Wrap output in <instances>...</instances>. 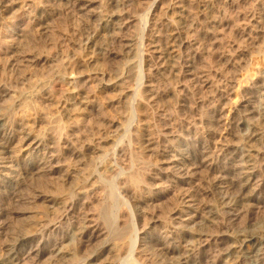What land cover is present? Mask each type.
Here are the masks:
<instances>
[{
	"label": "bare ground",
	"instance_id": "6f19581e",
	"mask_svg": "<svg viewBox=\"0 0 264 264\" xmlns=\"http://www.w3.org/2000/svg\"><path fill=\"white\" fill-rule=\"evenodd\" d=\"M101 3L0 0V264H264V0Z\"/></svg>",
	"mask_w": 264,
	"mask_h": 264
},
{
	"label": "rangeland",
	"instance_id": "374dc122",
	"mask_svg": "<svg viewBox=\"0 0 264 264\" xmlns=\"http://www.w3.org/2000/svg\"><path fill=\"white\" fill-rule=\"evenodd\" d=\"M100 2H102L101 4V7L97 10V12L98 11H100L99 12V16H101V12H102V15L104 14V11H105V7H106V5L105 4H107L108 2H109V0H99ZM134 1H135V4H137L136 5V7H134L135 6V4L133 5V3H134ZM138 1V0H137ZM137 1L136 0H127V10H126V12H128V14H129V17H135V18H138L139 17V12H140V21H141V17H143V15H144V17H145V15L147 14V13H149L150 12V8L151 7H149L152 3H150V2H154V0H139L138 1V3H137ZM144 2V3H143ZM146 2V3H145ZM129 4H130V6H129ZM140 5V6H139ZM105 6V7H104ZM129 7V8H128ZM134 7V8H133ZM139 7V10L140 11H138V8ZM104 9V10H103ZM138 11V13H137V11ZM149 11V12H148ZM136 12V13H135ZM142 12V13H141ZM64 16V17H63ZM63 16L61 17V18H59L58 20H56L55 22H54V26L56 27H54L53 25H52V27H54V28H52V32H53V36L52 35H50V36H52V38L50 37L49 39L51 40V39H56V37H57V40H59V36L61 37L62 35H64V32H65V34H68V35H73V33L75 32V31H77V30H79L80 28H78V26H82V29H83V26L84 27H86V30L88 31V29L90 28V23L89 22H87V19L84 17V18H81L82 20L80 21V18H78V16H75V18H74V16L72 17L71 15L70 16H66V14H63ZM138 16V17H137ZM71 17H72V19H71ZM80 17V16H79ZM103 17V16H102ZM144 17H143V19H144ZM76 18H78V20L76 19ZM146 18V17H145ZM83 19H86V22H85V20L83 21ZM142 19V20H143ZM78 21V22H77ZM78 23H80V24H78ZM84 25H83V24ZM75 24V25H74ZM78 25V26H77ZM138 25L139 26H135L134 24L133 25H131L129 28H128V31H126L125 33H124V35L122 36V37H124V41H132V40H134L135 41V43H137L136 45L138 46H135V49L137 50V51H135V53L134 54H132V55H129V54H127V52L128 51H124V53H120V49H117V50H115L114 51V53H120V54H118L119 56H117L116 58H114L113 60H111L110 62H108L107 63V65H106V62H103V61H101L100 62V65H105V66H107V68L108 69H110L111 67L113 68L112 70L114 71V70H116V71H114V72H116V73H114V76H115V74H117L116 75V78H117V76H119V75H121V73L122 74H132V79H130L129 80V83H128V85L127 86H129L130 88H132V89H136V88H138V81L136 80V78H134L135 76H136V73L137 72H139V71H137V67L139 66V63H141L142 61H141V59H142V55H141V52H140V50L139 49H141V51H142V49H143V47H145V50H146V44H147V40L144 42V43H141V41L143 42V37H144V35H143V25L141 24V23H138ZM73 27H75V29L73 28ZM61 28V29H60ZM68 28H69V30H68ZM78 28V29H77ZM88 28V29H87ZM63 29V30H62ZM72 29V30H71ZM54 30V31H53ZM85 30V29H84ZM83 30V31H84ZM57 31V32H56ZM62 31V32H61ZM70 31H73V32H70ZM59 33V34H58ZM61 34V35H60ZM57 35V36H56ZM44 38H46V37H44ZM44 38L43 39H41L42 40V42H40L39 40L37 41V44H36V42H33V43H31V48H26V50L25 51H27L28 49V51H31V52H33V53H38V51L41 49V48H44L43 46H44V44L46 45V42H48V41H46V39L48 40V38H46L45 40H44ZM264 43V42H263ZM42 44V45H41ZM142 46V47H141ZM37 47V48H36ZM138 48V49H137ZM36 49V50H35ZM39 49V50H38ZM38 50V51H37ZM139 50V51H138ZM144 49H143V51H145ZM35 51V52H34ZM143 51H142V53H143ZM138 52V53H137ZM32 53V54H33ZM140 58V59H139ZM135 62V63H134ZM136 64V65H135ZM128 65H129V67H128ZM135 65V66H134ZM110 66V67H109ZM133 68H132V67ZM137 66V67H136ZM130 68H131V70H130ZM121 69V70H120ZM136 69V70H135ZM125 70V72L123 73V71ZM128 70H129V72H128ZM135 70V71H134ZM133 71V72H132ZM118 72V73H117ZM135 72V73H134ZM119 74V75H118ZM135 74V75H134ZM120 90V89H119ZM119 90H117V91H119ZM113 92V93H111L110 94V96L109 97H114L115 95H117L116 97H114V99H115V102L114 103H116V105L118 106V104H117V102H116V100H118L119 99V95L117 94L118 92ZM116 106V108L118 109H116L115 110V108L112 110V114L113 115H115V116H117V117H119V118H121L122 116H125V115H127V113L129 114V112L127 111V110H129V109H126V107L123 105V106H121V105H119V106H121V107H117ZM130 111V110H129ZM116 112V113H115ZM123 112V113H122ZM137 120L143 125V126H147L148 125V119H147V115H145L144 113H142V114H140L139 115V117L137 118ZM116 130L117 129H113L112 130V136H119V137H123V135H124V131L122 130L121 132H120V130H121V128L118 130V133L116 132ZM117 134V135H116ZM121 135V136H120ZM116 137V138H119V137ZM123 140H125L124 138H122ZM121 138H120V140H122ZM119 140V141H120ZM122 140V141H123ZM117 145V144H116ZM114 152V151H113ZM113 157V154H112V152H111V155H110V157L109 158H112ZM152 160H150V159H145L144 161H142V163H146V164H140L139 165V167L140 168H143V167H150V165L152 164ZM137 164H139V162H137ZM138 176H140L141 174L140 173H138L137 174ZM105 183V184H104ZM104 183H102L103 185H102V187H101V191H104L103 193L101 192L100 194L102 195H105V196H107V199L109 198V196L108 195H110V190L112 189V183L110 184V183H107V182H104ZM110 185V186H109ZM106 187V188H105ZM115 187V186H114ZM104 189V190H103ZM106 190H107V192H106ZM108 194V195H107ZM218 200H219V196H214V197H212V198H209V200H207V202H209V203H211V204H213V205H215L217 202H218ZM157 205V207H158V210H161L162 212H164V213H166V212H168L169 210H170V208H172L173 206H174V198L173 197H169V198H167V199H164L163 201H161L160 203H157L156 204ZM111 206H113V202H107V203H103V205H101L100 207H98V210L99 211H102V212H104V210L105 211H110L111 210ZM110 209V210H109ZM98 212V211H97ZM102 212H98L100 215H101V213ZM102 216V215H101ZM103 217V219H105L104 217L105 216H102ZM262 216H259L258 217V219H257V221H256V223H258V225L260 226V225H262ZM104 221H106V219L105 220H103V222ZM105 223H107V222H105ZM15 225L14 226H17V223H14ZM134 225V224H133ZM141 226H143V225H140V228H141ZM199 226H200V224H199ZM100 246V245H99ZM99 246L98 247H94L93 249H92V251H96L98 248H99ZM89 255V253L87 254L86 253V255H84V257H87ZM79 261V260H78ZM84 262H82V264H83ZM44 264H47V263H44Z\"/></svg>",
	"mask_w": 264,
	"mask_h": 264
}]
</instances>
